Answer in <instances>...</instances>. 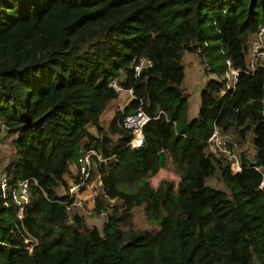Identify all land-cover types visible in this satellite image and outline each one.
<instances>
[{"label": "trees", "instance_id": "1", "mask_svg": "<svg viewBox=\"0 0 264 264\" xmlns=\"http://www.w3.org/2000/svg\"><path fill=\"white\" fill-rule=\"evenodd\" d=\"M258 24L264 0H0V123L15 134L17 156L3 167L0 264H264V54L252 68L247 58ZM209 46L221 60L205 69L217 76L200 89L197 115L176 128L186 98L181 54ZM139 57L150 65L134 74ZM226 58L239 70L231 90ZM110 81L132 96L101 124L118 95ZM137 107L149 119L131 148L122 118ZM213 125L239 148L250 133L260 165L231 171L207 144ZM87 147L103 158L92 208H111L99 227L65 208ZM159 150L177 180L153 186ZM215 171L227 190L205 184ZM23 178L19 216L10 190ZM135 206L158 227L121 228Z\"/></svg>", "mask_w": 264, "mask_h": 264}, {"label": "built area", "instance_id": "2", "mask_svg": "<svg viewBox=\"0 0 264 264\" xmlns=\"http://www.w3.org/2000/svg\"><path fill=\"white\" fill-rule=\"evenodd\" d=\"M264 54V25L258 24L255 35L251 41L248 50V64L249 68L253 67L255 55ZM254 55V56H253ZM225 68L222 74L223 78V90L233 89L236 82L238 68L231 66L230 60L226 58ZM150 65V60L147 58L139 57L132 68L134 74H138L141 67ZM109 84L118 92L122 89L115 81H110ZM128 90L132 96L130 89ZM132 113H127L122 118L123 126L127 127L131 132V137L127 141L129 147H138L143 143L142 126L149 119V115L146 114L141 108L137 107ZM1 124V123H0ZM207 144L210 149L218 151L225 155L229 160V168L231 171H237L241 168V162L238 158L239 148L231 133L222 131L218 126L213 125L207 139ZM95 159L101 160L99 152L93 147H87L81 150L76 157V173L78 179L76 181H70L66 187L65 193L67 194V202L65 208L70 210L74 206L79 208L83 207L87 197L92 198L91 185L93 182L92 174L94 169ZM6 182V173L4 170L0 171V188L3 191ZM96 183L99 185L100 180L97 174ZM264 184L262 178L258 184L261 187ZM2 194H4L2 192ZM10 196L17 206V213L20 216L24 204L28 200V179H20L14 187L10 190ZM98 215L106 220L108 212L104 209L97 211Z\"/></svg>", "mask_w": 264, "mask_h": 264}, {"label": "rangeland", "instance_id": "3", "mask_svg": "<svg viewBox=\"0 0 264 264\" xmlns=\"http://www.w3.org/2000/svg\"><path fill=\"white\" fill-rule=\"evenodd\" d=\"M210 45L213 44L211 43ZM249 46L247 50H249ZM217 52H218L217 47H212V46L211 47L209 46L207 51L208 54L206 53L207 55L202 54L201 56H199L198 55L199 53L195 54L190 51L182 52L180 60L183 65V78L181 80L180 86L183 87V90L186 94V98L183 104V108L179 111L177 118L175 120L176 128L183 126L187 120L197 115L200 89L205 85V83L209 79L216 78L217 76L216 71L205 69L208 66H210V64L218 65L220 63L221 58L217 56L216 57L213 56ZM259 55H255V56L253 55L254 56L253 60L255 61L256 57ZM112 100L109 101L108 105L100 114L99 121L101 124H106L113 114L114 107L117 105H121L122 103L121 100H117V97L114 102ZM90 128L92 129V127ZM14 135L15 134L7 132L5 130V127L0 124V171L3 170L5 164H7L10 161H13L17 157L12 144V137H14ZM250 137H251L250 133H247L246 141L244 142L243 146H249V149L251 150L252 146L250 143ZM246 155L249 157L250 153L246 152ZM70 169L71 171H74V163H71ZM96 177L97 174L94 171L92 174L93 182L91 185V191L93 194L92 199L99 189V185L96 183ZM162 177L171 178L173 179L174 182L177 180V175L174 173L168 161V158H165L164 165L162 167H159L157 172L150 177L149 179L150 184L153 186L156 185L158 180ZM69 181L70 180H68V182ZM205 184L211 187L227 190L225 184L222 182L218 174V171H215L213 175L206 177ZM58 192H63V187H59ZM88 200H90V197L86 198V201L83 204L82 208H80L79 210L75 209L74 211H77L79 214L82 215L85 223L88 226L96 225L99 227L103 219L98 215L97 211L93 210L92 208L93 204L91 202H88ZM109 202L112 204H116L117 209H119L118 200L110 199ZM103 209L106 210L107 212L111 211L110 207L107 208L105 207ZM119 225L121 228L124 229L127 227H132L135 229H144V228L156 229L158 227L156 223H151L146 219L141 206L133 207L130 210V214L128 215V217L120 221ZM24 240H28V239L25 238ZM27 245L30 246V244Z\"/></svg>", "mask_w": 264, "mask_h": 264}, {"label": "water", "instance_id": "4", "mask_svg": "<svg viewBox=\"0 0 264 264\" xmlns=\"http://www.w3.org/2000/svg\"><path fill=\"white\" fill-rule=\"evenodd\" d=\"M134 111L135 110H131L129 111V113H132ZM157 154H158V167H162L165 160V153L163 150H159ZM238 158L241 163H245L250 166L258 167L260 165L259 159L256 157L255 153H253L251 157H248L245 154L244 148L239 149Z\"/></svg>", "mask_w": 264, "mask_h": 264}, {"label": "crops", "instance_id": "5", "mask_svg": "<svg viewBox=\"0 0 264 264\" xmlns=\"http://www.w3.org/2000/svg\"><path fill=\"white\" fill-rule=\"evenodd\" d=\"M131 97V94L129 93V91L128 90H121V91H119L118 92V95H117V100H121L122 101V103H121V105H117V106H122L129 98ZM116 100V97L112 100L113 102ZM252 146V145H251ZM244 150H245V154H246V152H249L250 153V156L249 157H251L252 156V154L254 153V150H253V147H252V149L250 150L249 149V146H244ZM153 176V175H152ZM151 177V176H150ZM150 177H149V179H150ZM69 179V178H68ZM93 199L92 198H90V200H88V202H91L92 204H93Z\"/></svg>", "mask_w": 264, "mask_h": 264}]
</instances>
